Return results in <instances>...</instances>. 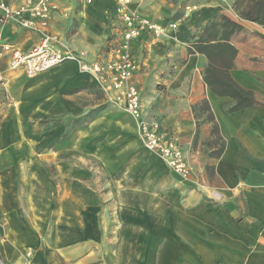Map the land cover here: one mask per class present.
Returning a JSON list of instances; mask_svg holds the SVG:
<instances>
[{"label":"crops","instance_id":"1","mask_svg":"<svg viewBox=\"0 0 264 264\" xmlns=\"http://www.w3.org/2000/svg\"><path fill=\"white\" fill-rule=\"evenodd\" d=\"M7 2L16 7L24 0ZM235 2L132 0L129 6L167 27L170 38L143 34L132 41L134 82L145 117L161 123L197 170L190 180L148 157L109 182L110 193L93 194L89 169L76 166L77 131L60 141L66 130L59 122L75 113V100L66 93L94 83L92 77L68 62L28 78L10 71L9 57L1 59L9 97L0 85V264H264V26L241 20ZM54 6L49 31L65 46L86 51L90 61L114 56L100 57L99 51L110 34L123 39L116 0H56ZM219 15L242 27L231 37L238 53L230 75L255 100L234 112L237 101L215 94L205 82L207 56L191 53L200 27ZM1 18L0 10L5 42L24 53L40 42L37 33ZM46 90L51 93L44 97ZM44 128H50L46 135ZM43 137L46 146L38 141ZM14 156L21 159L14 162ZM25 167L34 172L29 179L20 175ZM42 167L51 171L57 191L47 211L43 196L31 190L43 188ZM139 168L140 177L131 173ZM77 185L83 186L79 193ZM210 189L221 192L222 200H213ZM46 214L50 227L38 221ZM49 234L50 245L44 238ZM48 251L51 260L43 258Z\"/></svg>","mask_w":264,"mask_h":264},{"label":"built area","instance_id":"2","mask_svg":"<svg viewBox=\"0 0 264 264\" xmlns=\"http://www.w3.org/2000/svg\"><path fill=\"white\" fill-rule=\"evenodd\" d=\"M56 0H24L19 6H13L7 0L0 1V10L5 20H13L20 28L35 32L40 42L29 52L24 53L18 46L4 41L0 32V63L9 57L11 72L23 73L28 78H35L68 62L78 64L81 72L88 74L98 87L106 94L110 102L121 107L134 118L144 146L157 152L167 165L184 179L192 175L183 148L168 133L163 132L158 120H147L142 105V95L134 82L138 63L131 52L133 40L143 34L156 38L167 34V27L151 18L132 12L129 6L132 0H116L122 21L123 39L118 51L110 59L90 61L88 53L73 50L65 46L60 38L47 31ZM190 12L193 8L187 9ZM177 23L169 28L177 29ZM4 75L0 73V80ZM210 197L221 201L218 190H210Z\"/></svg>","mask_w":264,"mask_h":264},{"label":"rangeland","instance_id":"3","mask_svg":"<svg viewBox=\"0 0 264 264\" xmlns=\"http://www.w3.org/2000/svg\"><path fill=\"white\" fill-rule=\"evenodd\" d=\"M1 21L4 23L6 20L1 18ZM49 28L50 23L47 29V31L50 33ZM76 28L77 21L74 20L70 29L71 35L76 32ZM161 37L170 38V36ZM120 39L121 38L117 33L110 34L107 39H105V42H103V46L100 49L101 51H99L101 55L100 57L108 56V54L118 51L119 46L122 43V40ZM52 70L53 69L47 72H50ZM78 70L79 72H81L79 66ZM8 83L9 82L5 77L0 80V85L3 88V92L5 93L4 97L6 98L9 97V90L7 89ZM48 91L50 90L45 91L44 97L47 94L51 93V91ZM66 95H69L75 100L76 108L73 115H70L69 117L67 115H63V117L59 119L60 127L61 125H63L66 130L65 133L61 135L60 141H66L68 133L69 135H71L74 131H77V134L75 135L76 166L77 168L82 169L83 166L86 165V167L89 169L91 178L88 180L87 184L91 186L93 194L110 193V189H107L109 182L123 175L124 170H126L127 168L130 169V166L133 162L136 163L139 160L144 161L148 157L162 162L174 176L182 180H187L174 172L157 152L150 151L144 146L138 132V124L136 120L132 118L128 113H126L121 107L110 102L106 94L98 87L95 82H91L85 87L75 88L74 90L67 92ZM201 112L206 113V109L202 108ZM146 119L151 120L149 118ZM206 121H210L209 116L206 118ZM34 125L35 124H31L32 127ZM133 125L136 127V132L133 131ZM67 127H69L68 130L66 129ZM49 129L50 128H44L43 135H46ZM33 130L35 131L34 127ZM37 132L39 137V135H41V132ZM212 132L214 136L213 141L214 143L217 142L216 147L218 148L220 145L218 141H216L217 139L215 136L217 132L214 128ZM36 136V134H33V137ZM48 140V137H43V139L40 138L38 141L40 142V144L42 142V144L46 146V142ZM197 140L198 132L196 134V142ZM50 145L51 143L48 146ZM206 146L207 148L212 147L210 142L206 143ZM217 148L214 152L215 155L217 152H219V149L217 150ZM13 159L15 162L16 160L19 161L21 158L19 159V156H14ZM189 165L192 168V175L188 180L194 178V176L196 178L197 175V170L195 169L194 165H192L190 162ZM42 168L44 169H41L43 174V180L41 181V183H44L43 188L39 187L37 190V188L34 186L33 188H31V190L33 191V194L37 193L39 197L43 196V207L44 210L47 211V205L51 202L50 199L48 200V198H51V195L53 193L57 194V191L51 184V171H48L46 167ZM140 169L141 168L137 169V171L134 172L131 171V173L137 172L135 174H138V176L140 177L141 173H143V170L139 171ZM33 173V171H28L25 167L20 172V175L24 179H29L33 175ZM80 173H83V171H81ZM80 188L82 189L83 186L81 185V187H78L77 185V193L81 192ZM20 189L21 194L26 192L25 188ZM59 190L61 193L62 188H59ZM38 221L40 223H45L49 227L51 226V219L47 217V214L46 217H44L43 219H39ZM44 238L45 242L50 245L51 235H46ZM31 256L32 254L29 253L28 257L30 258ZM43 258H45V260H51L50 251L44 252Z\"/></svg>","mask_w":264,"mask_h":264},{"label":"trees","instance_id":"4","mask_svg":"<svg viewBox=\"0 0 264 264\" xmlns=\"http://www.w3.org/2000/svg\"><path fill=\"white\" fill-rule=\"evenodd\" d=\"M234 11L241 20L264 26V0H236ZM242 27L224 15L216 16L206 27H200L194 50L207 56L209 67L205 82L219 96H230L237 101L231 112L255 104L251 92L243 90L231 77L230 70L237 56V49L231 44V37Z\"/></svg>","mask_w":264,"mask_h":264}]
</instances>
